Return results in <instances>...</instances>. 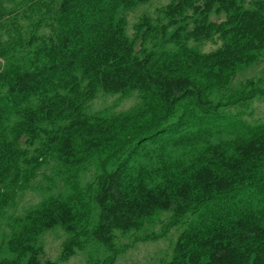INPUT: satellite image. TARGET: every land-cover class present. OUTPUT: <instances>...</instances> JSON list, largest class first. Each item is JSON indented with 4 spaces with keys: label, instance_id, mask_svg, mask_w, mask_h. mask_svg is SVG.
<instances>
[{
    "label": "trees",
    "instance_id": "1",
    "mask_svg": "<svg viewBox=\"0 0 264 264\" xmlns=\"http://www.w3.org/2000/svg\"><path fill=\"white\" fill-rule=\"evenodd\" d=\"M146 1L58 0L49 8V34L33 35L32 58L13 61L0 72V179L14 169L23 138L35 145L44 136L48 151L71 170L93 154L108 153L94 198L99 216L90 230L111 253L100 264H113L119 253L116 231L139 230L159 212H170L173 226L188 213H197L178 237L167 264H264V122L248 128L230 149L210 144L189 161L134 168L149 142L192 147L220 132L228 117L210 101L212 88L228 82V72L264 49V0L253 8L236 0L173 1L164 11L171 24L192 11L195 27L183 39L173 36L176 53L136 54L116 15L121 8ZM213 11L224 12L225 20L209 21ZM213 35L222 45L209 54L186 45ZM131 91L140 92L146 103L136 113L105 119L85 112L99 92ZM183 100H189L192 109L170 122ZM12 115L16 120L8 130ZM79 219L73 199L43 203L9 243L16 259L0 264H20L23 259L25 264H56L45 259L34 239L56 227L75 233ZM83 247L73 239L63 257Z\"/></svg>",
    "mask_w": 264,
    "mask_h": 264
},
{
    "label": "rangeland",
    "instance_id": "2",
    "mask_svg": "<svg viewBox=\"0 0 264 264\" xmlns=\"http://www.w3.org/2000/svg\"><path fill=\"white\" fill-rule=\"evenodd\" d=\"M56 1L0 0V72L13 61L25 63L32 58V37L49 34L46 27L50 22L48 10ZM173 1L178 0L136 2L118 11L116 19L124 24L126 36L134 44L136 54L143 51L176 53L178 47L173 36L178 34L183 39L185 32L195 27L197 17L192 11L177 18V24H171L164 11ZM236 1L245 8H253L259 0ZM225 18V13L221 11H213L208 17L209 21L215 22H222ZM186 45L201 54H209L222 43L217 35H213L209 40H190ZM209 99L220 113L228 117V121L221 124L220 132L202 142H195L192 147H165L163 140L149 142L138 153L134 168H157L165 160L189 161L210 144L230 149L237 137L247 135L248 128L262 124L264 49L255 53L252 61L237 65L228 72V82L213 87ZM35 101L32 100L33 103ZM145 105L138 91L126 94L99 92L87 102L85 112L92 117L114 119L136 113ZM188 109H192L189 100H183L169 121H178L179 116ZM15 120L16 117L12 115L6 122L8 130ZM44 126L52 128L48 124ZM26 139L19 142L14 169L6 178L0 179V262L16 259L17 255L11 251L9 243L28 225L26 219L32 211L52 199H73L80 216L77 231L71 234L56 227L38 235L34 242L44 249L45 259L56 264L102 263L111 253L92 238L90 230L98 220L99 210L94 198L103 163L109 154H93L79 169L71 170L53 151H48L49 148L43 144L44 136L35 145L27 143ZM196 215L194 212L188 213L179 224L173 226L171 213L159 212L139 230L128 233L116 231L115 241L119 253L113 264H167L173 257L178 237L195 220ZM73 239L83 242L84 247L65 259L64 247ZM25 261L23 259L20 264H25Z\"/></svg>",
    "mask_w": 264,
    "mask_h": 264
}]
</instances>
